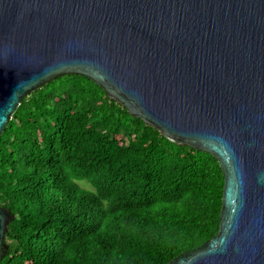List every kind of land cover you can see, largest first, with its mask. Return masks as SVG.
I'll return each mask as SVG.
<instances>
[{
	"label": "water",
	"instance_id": "obj_1",
	"mask_svg": "<svg viewBox=\"0 0 264 264\" xmlns=\"http://www.w3.org/2000/svg\"><path fill=\"white\" fill-rule=\"evenodd\" d=\"M67 75L219 162V230L168 264H264V0H0V137Z\"/></svg>",
	"mask_w": 264,
	"mask_h": 264
},
{
	"label": "trees",
	"instance_id": "obj_2",
	"mask_svg": "<svg viewBox=\"0 0 264 264\" xmlns=\"http://www.w3.org/2000/svg\"><path fill=\"white\" fill-rule=\"evenodd\" d=\"M223 189L212 155L84 76L56 78L0 137V205L13 218L0 264H168L218 232Z\"/></svg>",
	"mask_w": 264,
	"mask_h": 264
},
{
	"label": "rangeland",
	"instance_id": "obj_3",
	"mask_svg": "<svg viewBox=\"0 0 264 264\" xmlns=\"http://www.w3.org/2000/svg\"><path fill=\"white\" fill-rule=\"evenodd\" d=\"M80 184L86 188H91L86 182H81Z\"/></svg>",
	"mask_w": 264,
	"mask_h": 264
}]
</instances>
